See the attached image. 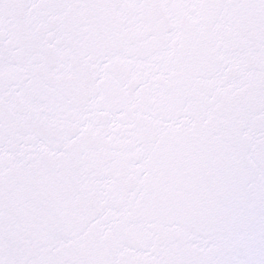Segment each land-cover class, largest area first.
Segmentation results:
<instances>
[{
  "label": "snow or ice",
  "instance_id": "6c2138e0",
  "mask_svg": "<svg viewBox=\"0 0 264 264\" xmlns=\"http://www.w3.org/2000/svg\"><path fill=\"white\" fill-rule=\"evenodd\" d=\"M0 264H264V0H0Z\"/></svg>",
  "mask_w": 264,
  "mask_h": 264
}]
</instances>
